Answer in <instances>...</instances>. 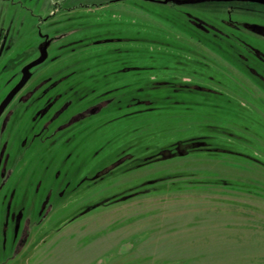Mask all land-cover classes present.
I'll return each instance as SVG.
<instances>
[{
    "label": "rangeland",
    "instance_id": "obj_1",
    "mask_svg": "<svg viewBox=\"0 0 264 264\" xmlns=\"http://www.w3.org/2000/svg\"><path fill=\"white\" fill-rule=\"evenodd\" d=\"M160 8L141 0H0V100L37 58L40 33L59 43L26 87L58 81L51 110L32 120L44 103L37 94L27 103L32 112L19 107L0 132V147L13 140L5 157L25 173L11 211L33 226L10 261L1 223L12 188L2 192L0 264H264V95L169 88L186 84L172 78L185 71L167 54L183 48L174 32L188 23ZM244 12L237 16L264 23V11ZM54 175L53 192L69 183L68 192L39 224L32 213L42 198L33 190Z\"/></svg>",
    "mask_w": 264,
    "mask_h": 264
},
{
    "label": "flooded vegetation",
    "instance_id": "obj_2",
    "mask_svg": "<svg viewBox=\"0 0 264 264\" xmlns=\"http://www.w3.org/2000/svg\"><path fill=\"white\" fill-rule=\"evenodd\" d=\"M141 1L161 6L160 11L180 14L183 20L188 23L187 29H179L174 32L177 37L176 42H179L183 48L179 47V50H171L167 54L169 58H178L179 62L174 61L173 64L177 63L179 65L178 69L181 67L185 71L184 74L180 73L178 76L176 75L172 78L186 84H177L169 88H172L175 92L199 93L209 96L264 95V23L260 24L256 22L252 17L253 13L237 16L238 12L243 11H245L244 13L258 10L264 11V5L254 2H223L217 0ZM210 3L223 4L229 8L219 12H213V10H204L203 12L201 10L192 11L196 9L195 7ZM233 6L236 7L233 8ZM185 10H191V12L187 13ZM39 36L40 47L37 58L21 69L18 81L0 100V106L9 93L20 83L23 77V69L40 58L42 49L45 50L46 58L41 64L47 60L49 49L59 44L55 39L47 35L40 33ZM186 47L190 49H184ZM34 68L29 71L30 78L28 81L15 94L1 113L0 132H5L14 112L19 107L24 106L25 114L28 111L32 112L34 105H27V103L37 94H42V98L38 102L43 100L44 103L39 105V109L36 110L32 120L35 121L38 117L44 118L51 110L53 103L51 97H49L51 96L50 89L51 87L58 86L59 82L51 83V80L43 81L35 87L26 90L32 79V70ZM47 96L48 98H46ZM61 115L62 112L52 115L45 122L44 129H47ZM67 123L58 126L54 130L51 129L48 138L54 132L67 128ZM42 134L43 132L40 131L35 134L33 139ZM11 138L0 147V194L12 188L3 211L1 238L3 242L10 241L12 253L9 260L14 261L23 252V247L32 233L33 226L31 227L32 218L24 215L23 211L15 213L11 211L16 195L13 187H20L24 184L25 178V173L20 167L22 165L18 164L16 167L19 161L17 159V161H14L13 157L10 160V155H6L5 157L8 144H11L13 141ZM22 172L23 174H21ZM57 177L58 175H54L53 179H42V181H37L35 184L33 194L36 197H40L41 193L40 198L42 199L38 207L33 210L32 216L38 219L39 224L46 220L49 212L55 206V198L57 196L62 197L68 192L69 183H65L64 187L57 193H54L53 189L50 188L52 187L51 183L55 182Z\"/></svg>",
    "mask_w": 264,
    "mask_h": 264
},
{
    "label": "water",
    "instance_id": "obj_3",
    "mask_svg": "<svg viewBox=\"0 0 264 264\" xmlns=\"http://www.w3.org/2000/svg\"><path fill=\"white\" fill-rule=\"evenodd\" d=\"M217 1H223V2H232V1H237V2H254V3H259L264 5V0H217ZM46 58V54H45V50L42 49V51L40 52V58L31 63L30 65H28L27 67H25L22 71L23 77L20 81V83L9 93V95L7 96V98L3 101V103L0 106V115L1 113L4 111L5 107L10 103V101L12 100V98L15 96V94L25 85V83L28 81V79L30 78V73L29 71L38 66L39 64H41Z\"/></svg>",
    "mask_w": 264,
    "mask_h": 264
}]
</instances>
